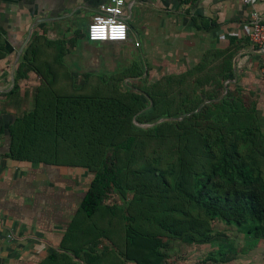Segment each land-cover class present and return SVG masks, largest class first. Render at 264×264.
I'll return each mask as SVG.
<instances>
[{
    "label": "trees",
    "instance_id": "trees-1",
    "mask_svg": "<svg viewBox=\"0 0 264 264\" xmlns=\"http://www.w3.org/2000/svg\"><path fill=\"white\" fill-rule=\"evenodd\" d=\"M43 42L55 57L38 63L43 43L29 47L40 85L33 110L11 129L6 157L91 175L71 227L82 219L89 232L87 222L97 221L134 264H175L167 253L172 241L215 247L200 264H229L264 241V129L253 95L230 83L234 44L151 78L139 62L79 77L64 62V46ZM164 118L173 120L134 124ZM216 223L235 229L247 249L237 250ZM70 229L64 252L40 264H96L102 255L70 248Z\"/></svg>",
    "mask_w": 264,
    "mask_h": 264
},
{
    "label": "crops",
    "instance_id": "crops-1",
    "mask_svg": "<svg viewBox=\"0 0 264 264\" xmlns=\"http://www.w3.org/2000/svg\"><path fill=\"white\" fill-rule=\"evenodd\" d=\"M124 1L126 21L141 19L149 41L143 52H136L142 45L127 23L125 43H104L117 49L116 56L89 46L86 30L81 44L74 41L80 24H88L108 0H0V264H40L52 253H63L64 235L91 179L83 169L6 157L11 129L33 110L40 85V77L27 63L35 40L43 43L35 55L38 63L55 57L53 49L45 51L43 40L59 42L65 48V64L79 77L116 72V63L124 61L142 63L147 70L149 63L163 64L158 66L161 74L182 71L206 51H224L234 44L230 83L253 95L264 129L263 53L249 39V6L242 0ZM254 9L264 22V0H258Z\"/></svg>",
    "mask_w": 264,
    "mask_h": 264
},
{
    "label": "rangeland",
    "instance_id": "rangeland-1",
    "mask_svg": "<svg viewBox=\"0 0 264 264\" xmlns=\"http://www.w3.org/2000/svg\"><path fill=\"white\" fill-rule=\"evenodd\" d=\"M135 21L134 19H131L127 21L129 25L132 27V34L133 37H135L139 43H141V48L134 49L136 52H143L144 47L149 41V37L147 32V26L145 23ZM91 20L89 21V23ZM88 24H80V30L79 33L76 34V38L74 39L76 44H81V33L83 31L87 30ZM85 33V32H84ZM87 44L89 46L99 48L101 49V52L103 53L104 50H107V52H110L111 54H114L116 52L117 56V49L113 47H108L110 44H104L100 42H88ZM134 53V52H133ZM133 58L135 55L132 56ZM154 59H157L154 57ZM121 60V59H120ZM123 61V60H122ZM131 64L124 62L116 63V72H108V71H101L97 73V75H112L114 73L121 72L125 67L130 66ZM163 64H158L157 62H152L147 65L148 72L151 76V78L157 76H161L162 74L159 72L158 66H162ZM128 81V80H126ZM109 203L113 204H119L120 199L118 197H110L108 200ZM116 211L118 213H122L125 211L124 207L117 205ZM98 216V215H97ZM96 225H93V222H87L89 227L91 228V231L84 232L83 229L85 226V223L82 219H79L77 223H75L69 232V240H73V247H70L73 251L78 250L81 248V251L83 253H90V249H92V254H95L97 256H101L99 260L96 262V264H134L133 262L126 261L123 251L122 244L118 245L115 241L112 240L111 236L112 234L106 230L102 229L101 231L99 228H101L100 224L96 221ZM213 228L215 231H221L223 232L230 241H233L234 246L237 250H244L247 249V243L245 239L240 235L235 229L229 228L221 223H216L213 225ZM104 230V231H103ZM99 238V244L96 243L95 239ZM215 247H211L210 245H203V246H197V245H191L188 246L186 244H183L180 241H172L171 242V248L167 252L170 255V260L173 261L175 264H200L206 255L211 251H213ZM245 254L239 253L237 256H235L236 259H234L229 264H264V241L260 242L257 247H254V249H250L248 251L244 250ZM83 253H79V255H82ZM84 255V254H83ZM72 258L73 255H72ZM82 259V257H81ZM78 264L82 263L78 258L74 259Z\"/></svg>",
    "mask_w": 264,
    "mask_h": 264
},
{
    "label": "built area",
    "instance_id": "built-area-1",
    "mask_svg": "<svg viewBox=\"0 0 264 264\" xmlns=\"http://www.w3.org/2000/svg\"><path fill=\"white\" fill-rule=\"evenodd\" d=\"M256 2L258 0H242L244 5L251 8L248 35L251 43L263 53L260 70L264 80V22L254 9ZM128 33L125 1L108 0L92 17L86 30V37L90 42L121 44L128 40Z\"/></svg>",
    "mask_w": 264,
    "mask_h": 264
},
{
    "label": "water",
    "instance_id": "water-1",
    "mask_svg": "<svg viewBox=\"0 0 264 264\" xmlns=\"http://www.w3.org/2000/svg\"><path fill=\"white\" fill-rule=\"evenodd\" d=\"M200 108H201V106H200ZM200 108H199V109H200ZM180 119H181V118H180ZM172 120H173V119H167V118H164V119H161V120L155 122L154 124H146V125H140V124H138V123H136V122L134 121V124H135L136 126H138V127H141V128H149V127H152V126H154V125H156V124H159V123H161V122L172 121Z\"/></svg>",
    "mask_w": 264,
    "mask_h": 264
}]
</instances>
